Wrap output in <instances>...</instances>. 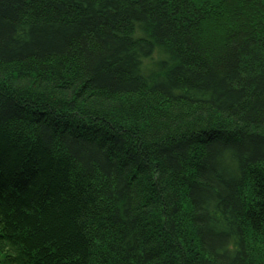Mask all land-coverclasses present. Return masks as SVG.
<instances>
[{"label":"trees","instance_id":"1","mask_svg":"<svg viewBox=\"0 0 264 264\" xmlns=\"http://www.w3.org/2000/svg\"><path fill=\"white\" fill-rule=\"evenodd\" d=\"M0 264H264V0H0Z\"/></svg>","mask_w":264,"mask_h":264}]
</instances>
